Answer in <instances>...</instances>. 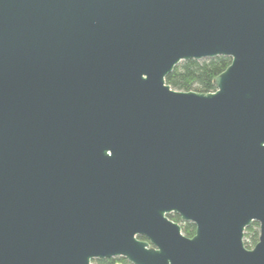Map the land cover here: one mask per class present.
<instances>
[{
    "label": "water",
    "instance_id": "obj_1",
    "mask_svg": "<svg viewBox=\"0 0 264 264\" xmlns=\"http://www.w3.org/2000/svg\"><path fill=\"white\" fill-rule=\"evenodd\" d=\"M112 257L264 264V0H0V264Z\"/></svg>",
    "mask_w": 264,
    "mask_h": 264
},
{
    "label": "trees",
    "instance_id": "obj_2",
    "mask_svg": "<svg viewBox=\"0 0 264 264\" xmlns=\"http://www.w3.org/2000/svg\"><path fill=\"white\" fill-rule=\"evenodd\" d=\"M231 63V58L217 56L201 60H185L178 63L165 77V82L172 89L178 91H194L198 93H209L216 90L215 78L221 74ZM170 220L180 225L181 232L186 237H193L195 225L186 222L175 213L167 215ZM259 237V224L252 222L245 228L243 243L248 249L254 247ZM144 239L143 237H140ZM93 264H131L123 257L94 259Z\"/></svg>",
    "mask_w": 264,
    "mask_h": 264
}]
</instances>
